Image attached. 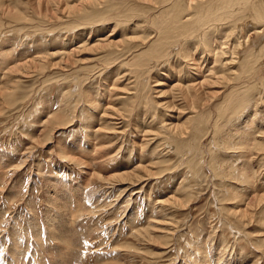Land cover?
<instances>
[{
    "label": "rangeland",
    "instance_id": "obj_1",
    "mask_svg": "<svg viewBox=\"0 0 264 264\" xmlns=\"http://www.w3.org/2000/svg\"><path fill=\"white\" fill-rule=\"evenodd\" d=\"M97 2L0 0V264H264V64L255 80L258 91L250 92L258 111L249 108L219 136L211 134L213 122L224 120L217 107L226 94L207 103L210 133L198 145L178 149L155 135L143 137L142 129L155 128L161 120L180 130L195 121L188 118L197 114L182 104L159 108L156 123L148 125L140 101L148 97L147 107L155 111L154 99L169 98L178 78L181 84L192 79L190 66L174 61L180 76L168 68L173 81L154 87L162 98L142 83L137 94L133 89L118 99L122 93L115 89L129 79L113 84L125 66L112 67L111 59L100 58L110 48L90 47L110 34L114 25L107 19L114 20L117 12L97 16L102 13ZM98 17L107 23L97 26ZM151 18L142 21L143 34L153 30ZM251 22H244V41L247 35L255 40L253 30L245 34ZM138 31L127 25L112 38ZM213 32L214 41L222 39L218 30ZM197 51L202 69H222ZM150 77L152 86L157 72ZM121 102L128 103L126 111L114 115V109L124 107ZM252 116L253 124L244 128ZM242 128L254 135L250 132L246 157L239 159L242 150L228 149L227 142L234 143ZM151 138L154 142H148ZM142 139L148 142L144 149ZM231 165H243L250 181L232 175ZM127 170L134 179L122 176ZM255 193L261 194L260 202ZM237 195L243 203H234ZM173 196L177 199L169 204Z\"/></svg>",
    "mask_w": 264,
    "mask_h": 264
},
{
    "label": "bare ground",
    "instance_id": "obj_2",
    "mask_svg": "<svg viewBox=\"0 0 264 264\" xmlns=\"http://www.w3.org/2000/svg\"><path fill=\"white\" fill-rule=\"evenodd\" d=\"M46 1L49 2V0ZM99 1L100 3L97 2L95 4L100 6L99 11H101L102 13H97L98 14L97 16L103 15V13L106 12L108 13L110 11L116 10L117 19L116 18L114 20H109V18L107 19L108 22L109 21L113 22L114 25V27L113 26L111 27V31L109 32L110 34L104 37H100L99 40L90 47L93 49L110 48L109 51L106 50L105 54H103L104 56L100 58L107 59L109 61L111 59V61L107 63L109 66L112 67L119 64H121L119 66H125L124 73L122 72L123 74L118 76L116 78V82L113 84V86L116 85V83L120 82L124 77L126 79H129L125 85L123 84L124 86L120 88L118 86H117L118 88L115 86L117 88L115 90H119V92L122 93V94H118L121 96L118 97V99L122 97L125 98L127 96V93H129L130 95L133 94V92H131V90L133 89H135L133 91L135 92V94H137V90L141 88V85L139 88L138 85L142 83H145L144 87L148 88V93H150L151 89H153L154 93L159 94L158 95L159 97L157 98H162L161 90L157 91V88L154 87H161L162 85H167L169 81H173V79L168 77V73H167L168 68L169 69L173 68L176 72L175 73L176 76L178 77L180 76L181 69L178 70L177 64H174V61L177 63L179 59L184 61L187 66L188 65L190 66L189 70L193 75L190 81L188 80V82L182 84L178 82L179 78L177 77L178 81L171 86L172 89L175 91L173 92L172 95H170L169 98L166 97L167 99H165L164 101L160 99L158 100L154 99L155 111L153 112L147 107L146 98L148 97H144L145 99L143 101L142 99L141 100L138 99L136 96L138 100L145 103L144 106L145 110L143 114L142 113L141 114L143 115V121L146 122L149 121V123H147L148 125L150 123L153 124L156 123L158 118L157 116H159V114L157 113L159 112V108L172 110L177 105L183 108L182 104L187 105V108H189L190 111L193 112V114L194 113L197 114L196 116L192 115L188 118L190 120L196 118L193 124L188 126L184 130H180L178 124L161 120L159 122V125H157L155 128L148 127L147 129H142L139 132L142 134L141 136L146 137V136L155 135L154 137L155 139L160 138L163 141L165 140L170 144H175V146L178 149L189 146V143L191 144V147L198 145L199 140L204 138V136H206L208 133H210L208 132L209 130H207L208 123L206 122H210L211 119H209L210 117L204 114V112L207 110L206 108L209 106L207 105V103L210 100L212 101L214 97L218 98L221 94H226V95L223 101L218 105L217 110L219 112L220 118L224 117V120L222 124H219L220 122L218 123L217 119L215 120V122H213L214 129L212 131L214 132V134H211L212 136L213 135L215 137L219 136L220 132L227 124L242 118L245 115V112L248 111L249 108L252 109L255 107L254 110L257 109L256 108V106L258 105L257 101L250 92L258 91V88H256V84L258 81L255 84V80L257 79L259 73V66L261 64L262 65L264 64V0H99ZM18 15L21 16L20 14ZM151 15H153L152 18ZM100 17H98L99 19L96 18V20L98 19L97 20L98 22L102 21ZM149 18L151 19H150V24L149 23L148 24L150 25L149 27L153 28V30L152 31L150 30L151 33L143 34L141 32L143 28V25H141V23L144 20L148 22ZM250 18L252 20V22L250 23L251 27H248V29L244 31L246 32L245 34L247 35L250 30H253L255 40L254 39L251 40L250 36L247 35L244 41L245 37H243L244 34L242 32L243 25L244 22ZM107 21H102L97 26H102L103 23L106 24ZM127 25H133L136 29H139V31L133 32L132 35L125 33L122 35L121 39L115 40L112 38L117 34L119 30H121L123 27ZM216 30L220 32L218 36L222 38L221 40L214 41L215 40L214 37L216 36L214 35L215 33L213 31ZM231 37H232V41L230 43ZM256 42L258 43L256 44ZM81 45L84 47L83 44ZM142 48L144 49L141 50ZM194 50L196 51L198 50L197 51L198 55H200V53H203L204 54L203 58L205 59L209 56L210 59L213 60V61L211 60L212 64L223 65V67H221L222 69L220 70L218 68L220 71L213 69L212 67H215L216 65L215 66L206 65L207 67L206 68L204 67L205 69H202L203 67L200 64L202 63L203 59L200 58L201 59V60L199 59L200 61L197 60L198 58L194 56V52H196ZM1 54L2 52H0V55ZM222 54H225V56H227L226 54H228L229 57L227 59L224 57L223 59ZM130 56L132 57L133 61H126ZM203 64H207V63L203 61ZM154 72H157L158 79L154 80L153 81L154 84L151 86L152 79L150 75ZM132 80L134 81L133 83ZM208 88L210 89L208 90ZM260 92L264 94V79H263V88H261ZM249 93L251 95H249ZM260 97L262 99L264 95ZM121 103H122L121 105H123L124 107L114 109L113 110L114 115H121L119 113L122 112L121 110H123L124 112L126 111L125 105L128 103L125 102H121ZM177 108L176 110L179 111V107ZM229 110L232 112V115L230 117H227L228 115L226 116V114L231 113L228 112ZM106 111L107 110H105L103 114H105ZM122 114L125 115L126 113H122ZM56 116L57 115H55V118L58 119L59 116L58 117ZM101 116L103 117V115ZM161 116H164V114L162 113ZM52 119L53 118L51 117L50 120ZM90 119L91 118H89L88 120ZM50 120L48 119V122H51ZM254 120L255 118L253 116L249 118L248 121L249 125L247 122L246 125L248 127H244V128L247 129L250 128L249 126H251V123L253 124ZM65 123L66 122H64V124ZM110 128L115 129L116 127H110ZM244 128H242L244 133L240 134L237 137V140L233 141L234 143H231L230 141L227 142L229 145L228 149L237 148L242 150V151H238L241 153V155L239 154L237 156L239 157V159H241L242 157H246L245 154H243L244 155L243 156L242 153H246L243 151L245 150V148L246 151L248 149V145L246 143L251 138L249 134L254 127L250 129L251 131L249 133L247 132L248 130L246 131V129ZM124 130H126V128ZM154 138L148 139V142L151 140H153L154 142L155 140ZM219 139L220 141H222V143L219 141V143L222 145L225 141L221 137ZM142 140L143 142L142 145L140 146L141 148L144 149L148 145V142L144 141V139ZM197 149L200 150V146L199 148L197 147ZM197 152L199 153V151ZM193 153H195V151ZM64 157L67 158L66 156ZM190 157L193 158V156ZM187 158H189V156ZM112 159H116V158H112ZM109 160L107 161L110 162ZM193 160L196 161V158ZM75 161H79V160L75 159ZM160 161L163 160H159V163ZM111 162H113V160ZM141 165H139L138 168L144 167ZM243 165L238 166L237 168H234L231 165L232 166L231 173L232 175L241 178L243 180L242 182L248 183V181H250L249 176L247 175L246 168ZM162 171H159L158 173L162 174ZM121 174L123 177H127L128 179V177L131 178L132 177L131 175H133L134 173H132L131 171L128 172L127 170L125 172H122ZM137 177L138 179H140L143 176L138 175ZM234 191H235L234 189H231L229 193ZM230 194L231 196L234 195V193H230ZM255 195L256 196L254 198H256L259 202L261 199H263L262 196H260L261 194L257 195L255 193ZM238 196L239 195L233 198L235 199L234 203H243L245 198H239ZM243 197H245V195H243ZM176 199L177 198L174 196L170 197L168 200L169 204L172 202L175 203L174 201ZM166 202L164 201V203ZM249 204L247 205L248 207ZM257 207L259 208V206ZM250 208L252 209L251 206ZM242 213L241 216H243ZM261 218H262V222H264V212ZM145 231H147V229H145ZM142 232L143 230L136 234L138 236H142ZM261 241H262L261 245L264 246V239Z\"/></svg>",
    "mask_w": 264,
    "mask_h": 264
}]
</instances>
